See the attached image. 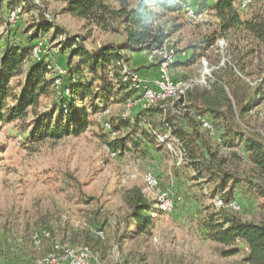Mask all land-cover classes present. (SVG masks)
<instances>
[{
    "label": "rangeland",
    "instance_id": "obj_1",
    "mask_svg": "<svg viewBox=\"0 0 264 264\" xmlns=\"http://www.w3.org/2000/svg\"><path fill=\"white\" fill-rule=\"evenodd\" d=\"M9 2L0 0V46L8 39L10 44L25 43L23 33L41 23L39 13L66 36H79L89 51L120 40L68 15L63 11L65 5L54 0H29L19 5L22 14L17 23L9 25ZM240 14L243 19L255 14L264 17V0H252ZM185 17L171 15L160 21L166 31L179 27L162 49L170 54L174 48L177 55L184 52L187 56L191 47L203 46L207 37L215 34L216 40L190 66H171L175 58L169 61L164 71L176 84L177 95L192 85L209 83L213 72L229 60L228 41L217 33L219 21L213 13L205 10L193 16L185 13ZM42 38L50 46L52 62L62 66L65 58L54 49L59 52L63 37L53 41L52 31H48ZM145 61L140 69L161 65L158 56H153V64L147 58ZM254 62L259 65L252 66L253 74L245 78L252 88L263 81L264 52ZM262 90L264 94V84ZM54 99L53 94L42 98L36 111L48 110ZM121 109L122 103L114 100L105 111L88 117L89 126L79 136L57 141L26 138L33 127L32 115L22 128L19 123L0 127V260L7 259L8 247L18 252L17 258H27L24 262L28 263L50 252L54 244H68L89 248L92 264H242L245 250L224 257L219 247L201 234L200 220L210 209L222 205L208 197L211 186L190 180L193 173L181 164L176 150L146 143L133 148L130 140L139 138L138 130L110 134L102 128L104 122L116 124ZM229 121L235 131L252 136L264 146V96L244 116L236 115ZM205 124L203 121V128L209 131ZM19 136L23 142L18 141ZM126 136V146L131 149L123 154L109 153L107 144ZM163 137L161 133L157 136L159 141ZM219 154L228 159L229 167H236L242 174L249 172L250 162L240 149L221 148ZM148 175L155 177L157 187H148ZM260 185L264 188V182ZM132 189H139L154 203L161 200L160 195H167L169 198L164 200L171 204L170 212L155 215L153 225L141 234L135 233L130 218L127 194ZM238 200L239 209L232 204L235 214L243 221L259 222L264 197ZM35 234H44L38 249L32 242Z\"/></svg>",
    "mask_w": 264,
    "mask_h": 264
},
{
    "label": "trees",
    "instance_id": "obj_2",
    "mask_svg": "<svg viewBox=\"0 0 264 264\" xmlns=\"http://www.w3.org/2000/svg\"><path fill=\"white\" fill-rule=\"evenodd\" d=\"M9 1L10 9L29 2ZM54 1L63 3L65 13L84 20L88 27L120 40L89 51L79 36H66L39 13L41 23L23 33L25 43L10 44L8 39L0 46V127L19 123L22 128L32 115L33 127L27 139L42 142L79 136L89 126L90 115L105 111L114 100L123 104L139 96L129 82H123L122 69L117 63L127 65L128 54L148 55L164 47L179 27L166 31L159 24L161 20L171 15H183L187 19L186 8L196 14L205 10L213 13L219 21L217 33L228 41L229 60L213 72L211 81L204 86L192 85L184 94L158 100L147 109L137 105L129 120L118 117L116 124L108 123L113 134L138 130L139 138L130 140L133 148L146 143L158 148L171 146L176 150L181 164L193 173L190 180L211 186L208 197L222 204L212 210L208 207L210 211L200 220L199 230L203 237L219 247L224 257L245 250L242 264H264V205L257 223L241 220L232 207L235 204L239 208L240 197H264V188L260 185L264 182V146L252 136L235 131L229 121L236 115L244 116L251 106L263 100L264 75L255 88L250 87L245 78L253 74L252 66L259 65L254 61L264 52V17L255 14L243 19L239 0ZM48 31H52L53 41L63 37L58 45V54L65 58L62 66L53 63L48 56L31 59L35 41ZM215 40V34L207 37L201 43L203 46L191 47V53L182 62L176 63L175 58L171 66L192 65L198 57L204 56ZM53 65L65 70L58 90L48 70ZM51 94L55 99L50 108L36 111L40 100ZM203 121L213 127V134L203 128ZM159 133L164 134L160 141ZM126 142L127 136L117 138L107 144V148L112 153L123 154L131 149ZM221 148L240 149L250 162L249 172L242 174L236 167H229L228 159L219 154ZM127 195L135 233H144L153 225L155 215L162 212L158 201L149 202L139 189H132Z\"/></svg>",
    "mask_w": 264,
    "mask_h": 264
},
{
    "label": "built area",
    "instance_id": "obj_3",
    "mask_svg": "<svg viewBox=\"0 0 264 264\" xmlns=\"http://www.w3.org/2000/svg\"><path fill=\"white\" fill-rule=\"evenodd\" d=\"M246 1L247 0H245V3ZM21 14H22V8L20 7L10 9L7 15L8 24L14 25L15 23H17ZM163 45H169L168 40H166V42ZM49 50H50L49 44L46 42L45 39L40 38L37 41H35L33 45V48L31 50V59L39 60L43 56H48L49 58L50 57ZM183 54L184 52H182L180 56H182ZM176 57H177L176 51L174 50V48H172V52L170 53V56L167 57V59L163 61L161 65H156L158 71L157 78H153L152 80H148V81L142 79L136 73L131 72L126 64L122 62L117 63V66H119V68L122 69L123 82H129L131 87L139 93L138 97L130 98L122 104V109L119 114V118L121 120L124 121L129 120L132 116V111L134 107L137 105H139L141 109H147L153 106V91H157L158 94L162 92L171 91V88L176 84H170L168 81H166L164 63L169 62ZM147 60L149 63L153 64V52L147 55ZM48 70L51 72V74H53V78H54L53 84L56 90H58L60 84V77L65 74V70L63 69V67L58 65L50 66L48 67ZM64 94L67 95V91H65ZM207 127L210 132H214L212 126L207 125ZM102 128L106 132L113 134L111 133V126L108 122H104ZM18 141H21L20 136L18 137ZM146 183L148 187L151 189H153V187H157L158 185V182L156 181L155 177L154 176L152 177L151 175L147 176ZM160 198L162 200V208H164V213H165L164 198H169V196L160 195ZM237 209L239 208L237 207ZM42 235L44 234H40V235L35 234L32 237L33 246L36 249H38L40 246V242H41L40 240ZM99 235H102V233H99ZM30 264H92V255L89 248L85 246L54 244L50 252H48L47 254L41 257L33 259L30 262Z\"/></svg>",
    "mask_w": 264,
    "mask_h": 264
},
{
    "label": "crops",
    "instance_id": "obj_4",
    "mask_svg": "<svg viewBox=\"0 0 264 264\" xmlns=\"http://www.w3.org/2000/svg\"><path fill=\"white\" fill-rule=\"evenodd\" d=\"M11 36V34L9 35ZM24 37V36H23ZM53 52V50H52ZM54 53H58L57 49H54ZM51 49L49 50V56H51ZM60 56V55H58ZM57 56V57H58ZM129 57V62H128V67L130 70H134L136 71V74L138 76H140L142 79L148 81V80H152L153 78H157L158 76V71L156 67H150L147 68L145 67V69H140V66H142L146 61L147 55L144 53H140V54H128ZM186 58V53H184L182 56L177 55L176 57V63L177 62H182L184 59ZM58 60V59H57ZM175 60V59H174ZM7 259L6 260H0L1 263L3 264H30L29 261L28 263H25L24 261L27 260V258H17L16 255L18 254V252L14 251L13 248H7Z\"/></svg>",
    "mask_w": 264,
    "mask_h": 264
},
{
    "label": "bare ground",
    "instance_id": "obj_5",
    "mask_svg": "<svg viewBox=\"0 0 264 264\" xmlns=\"http://www.w3.org/2000/svg\"><path fill=\"white\" fill-rule=\"evenodd\" d=\"M252 0H247L245 3V0H243L240 3V8L241 9H245L249 6V4H251ZM186 13L190 16L196 15V13H194L193 11L189 10L188 8H186ZM153 56H158L159 59H161V63L163 61H165L167 59V57L170 56V54L167 52V50L159 48L155 51H153ZM169 62H165L164 63V70H166L167 66H168ZM165 77H166V81H168L170 84H173L169 78L167 77V74L165 73ZM177 95V88L175 87V85L171 88L170 92H162L160 94H158L157 91H153V102L154 101H158L161 99H165V98H173ZM206 125V124H205ZM159 207L162 211H164V208H162V200H160L158 202ZM164 206H165V212H170L171 209V204L167 201L164 200Z\"/></svg>",
    "mask_w": 264,
    "mask_h": 264
}]
</instances>
